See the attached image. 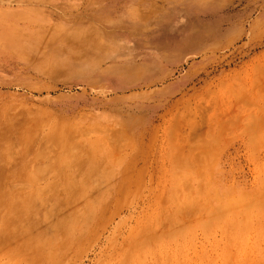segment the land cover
Returning <instances> with one entry per match:
<instances>
[{"label": "rangeland", "instance_id": "rangeland-1", "mask_svg": "<svg viewBox=\"0 0 264 264\" xmlns=\"http://www.w3.org/2000/svg\"><path fill=\"white\" fill-rule=\"evenodd\" d=\"M1 231L0 264H264V0H0Z\"/></svg>", "mask_w": 264, "mask_h": 264}, {"label": "bare ground", "instance_id": "bare-ground-1", "mask_svg": "<svg viewBox=\"0 0 264 264\" xmlns=\"http://www.w3.org/2000/svg\"><path fill=\"white\" fill-rule=\"evenodd\" d=\"M244 97H245V96H244ZM247 98H248V97H247ZM245 101H246V99H245ZM227 103H228V102H227ZM213 106H214V105H213ZM237 107H238V106H237ZM215 108H216V107H215ZM231 108H232V107H231ZM231 108H230V110H231ZM215 110H216V109H215ZM234 111H235V109H234ZM230 112H232V110H231ZM226 113H227V112H226ZM234 113H235V112H234ZM236 113H238V112H236ZM215 114H218V111L215 112ZM238 114H239V113H238ZM238 114H237V116H238ZM220 115H221V113H220ZM227 115H228V114H227ZM231 115H232V114H231ZM32 116H33V115H32ZM232 116H233V115H232ZM232 116H230V117L232 118ZM237 116L234 115L233 118H236ZM239 116H240V114H239ZM239 116H238V117H239ZM216 117H217V116H216ZM35 118H36V117H35ZM221 118H222V117H221ZM225 118H226V117H225ZM36 119H37V118H36ZM226 119H228V118H226ZM238 119H239V118H238ZM32 120H33V119H32ZM261 120H262V119H261ZM41 121H42V120H41ZM41 121H40V122H41ZM224 121H225V120H224ZM226 121H227V120H226ZM25 123H26V121H25ZM32 123H33V122H32ZM254 123H255V122H254ZM42 124H43V123H42ZM44 124H45V123H44ZM68 128H69V127H68ZM63 130L66 131L65 129H63ZM67 131H69V130L67 129ZM24 132H25V131H24ZM26 133H27V132H26ZM28 133H30V132H28ZM37 134H38V133H37ZM67 134H68V133H67ZM67 134H66V136H67ZM21 135H22V134H21ZM56 135H57V134H56ZM58 136H59V135H58ZM21 137H22V136H21ZM54 137H55V136H54ZM54 137H53V139H54ZM63 137H64V136H63ZM49 138H50V137H49ZM42 139H43V138H42ZM47 140H49V139H47ZM50 140H51V139H50ZM8 141H9V139H8ZM30 141H31V140H30ZM62 141H63V140H62ZM50 142H51V141H50ZM58 143H59V142H58ZM56 144H57V143H56ZM52 145H53V144H52ZM54 145H55V144H54ZM65 145H66V143H65ZM55 146H56V145H55ZM71 146H72V145H71ZM52 147H53V146H52ZM61 147H62V146H61ZM73 147H74V146H73ZM27 148H28V147H27ZM46 148H47V147H46ZM67 148H68V147H67ZM55 149H58V148H55ZM69 149H70V148H69ZM52 150H53V149H52ZM53 151H54V150H53ZM64 152H65V151H64ZM73 152H74V151H73ZM60 153H61V152H60ZM69 153H70V152H69ZM64 154H65V153H64ZM42 156H43V155H42ZM82 156H83V155H82ZM48 158H49V157H48ZM48 158H47V159H48ZM50 158H51V157H50ZM45 159H46V158H45ZM73 160H74V159H73ZM75 160H77V159H75ZM95 160H96V159H95ZM44 163H45V162H44ZM63 164H64V163H63ZM7 166H8V165H7ZM66 166H67V164H66ZM33 168H35V167H33ZM46 168H47V167H46ZM49 168H50V167H49ZM39 170H40V169H39ZM41 170H44V169H41ZM45 170H46V169H45ZM59 170H60V168H59ZM31 171H32V170H30V173H31ZM47 171H48V170H47ZM52 171H53V170H52ZM56 171H57V170H56ZM28 172H29V170H28ZM45 172H46V171H44V172L41 171L40 173H43V174H44ZM70 172H71V171H70ZM37 173H38V170H37ZM47 173L51 174L52 172H47ZM53 173H55V172H53ZM53 173H52V174H53ZM26 174H27V173H26ZM32 174H33V173H32ZM35 174H36V173H35ZM43 174H42V175H43ZM68 176H69V175H68ZM68 176H67V177H68ZM32 177H33V176H32ZM43 177H44V176H43ZM45 177H46V176H45ZM68 178H69V177H68ZM38 179H39V178H38ZM43 179H44V178H43ZM65 179H66V178H65ZM41 180H42V179H41ZM57 180H58V178H57ZM87 180H88V179H87ZM87 180H86V182H87ZM20 181H21V180H20ZM68 181H69V180H68ZM26 182H27V181H26ZM64 182H65V181H64ZM81 182H82V180H81ZM83 182H84V181H83ZM86 182H85V183H86ZM70 183H71V182H70ZM86 185H87V184H86ZM49 186H50V185H49ZM49 186H48V187H49ZM62 186H63V184H62ZM84 186H85V184H84ZM85 187L87 188V186H85ZM29 188H30V187H29ZM43 190H44V189H43ZM47 191H49V190H47ZM47 191H45V193H46ZM43 192H44V191H43ZM43 192L41 191L40 194L42 195ZM65 192H66V191H65ZM73 192H74V191H73ZM38 193H39V191H38ZM35 194H36V193H35ZM23 195H24V194H23ZM36 195H37V194H36ZM46 195H47V193H46ZM88 195H89V194H88ZM33 197H34V196H33ZM36 198H37V197H36ZM88 200H89V199H88ZM21 201H23V200H21ZM42 201H43V199H42ZM8 204H9V203H8ZM8 204H7V206H8ZM22 205H24V206L27 205V204H25V200H24V203H23ZM22 205H19V206L16 205L14 209H11V208H10V209L7 211V215H9V216H10V214H11V215H15V212H16V211H17V212L20 211V213L22 212V210L25 211V209H22V208H21ZM15 209H16V211L14 212ZM31 209H32V208H31ZM5 210H6V209H5ZM5 210H4V211H5ZM13 212H14V214H13ZM17 212H16V213H17ZM26 212H27V211H26ZM28 212H29V211H28ZM28 212H27V213H28ZM80 212H81V211H80ZM2 213H3V212H2ZM4 213H5V212H4ZM27 213H25V214L27 215ZM83 213H84V212H83ZM18 214H19V213H18ZM21 214H22V213H21ZM80 214H81V213H80ZM3 215H4V214H3ZM22 215H23V214H22ZM15 216H18V215H15ZM46 216H47V215H46ZM4 217H5V216H4ZM71 217H72V215H71ZM3 219H4V218H3ZM70 219H71V218H70ZM72 219H73V218H72ZM21 221H22V220H21ZM70 221H71V220H70ZM68 223H69V221H68ZM13 226H14V227H13ZM13 226H12V228H15V224H14ZM20 226H21V225H20ZM22 226H23V225H22ZM70 227H71V226H70ZM15 229H17V227H16ZM15 229H13V231H15ZM23 229H24V227H23ZM4 230H5V228H4ZM6 230L10 231V229H8V228H6ZM68 231H69V230H68ZM3 232L5 233V231H3ZM3 232L1 231L0 233L2 234ZM6 232H7V231H6ZM9 233H11V232H9ZM2 242H3V241H2Z\"/></svg>", "mask_w": 264, "mask_h": 264}]
</instances>
